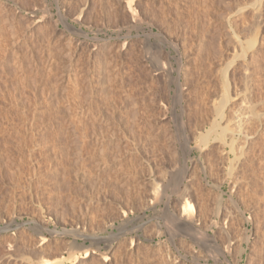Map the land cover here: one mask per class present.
<instances>
[{
	"label": "rangeland",
	"instance_id": "rangeland-1",
	"mask_svg": "<svg viewBox=\"0 0 264 264\" xmlns=\"http://www.w3.org/2000/svg\"><path fill=\"white\" fill-rule=\"evenodd\" d=\"M87 247L81 264H264V0H0V264Z\"/></svg>",
	"mask_w": 264,
	"mask_h": 264
},
{
	"label": "bare ground",
	"instance_id": "bare-ground-1",
	"mask_svg": "<svg viewBox=\"0 0 264 264\" xmlns=\"http://www.w3.org/2000/svg\"><path fill=\"white\" fill-rule=\"evenodd\" d=\"M261 2V1H260ZM261 4V3H260ZM262 5V4H261ZM260 8H261V6H259ZM258 12H259V10H258ZM257 12V13H258ZM136 14H137V12H135V11H130V17H131V19L133 20V21H135V19H136ZM260 15V14H259ZM137 22V21H136ZM78 33V32H77ZM79 34V33H78ZM80 35V34H79ZM255 35V34H254ZM251 36V38L247 41V45L245 46V48H244V50H243V52H244V55H246L245 53H246V51H247V49L250 47H253L254 45H256L255 43H256V37L255 36ZM149 37V36H148ZM257 38H258V36H257ZM168 41V40H167ZM86 42V41H85ZM93 47V46H92ZM249 48V49H250ZM239 55V54H238ZM182 60V59H181ZM104 62V61H103ZM108 62V61H107ZM180 62V61H179ZM109 64L108 65H110V66H106V67H111V64H110V62H108ZM183 63V62H182ZM104 64V63H103ZM106 64V63H105ZM180 65H181V63H180ZM180 65H179V67H180ZM183 65V64H182ZM184 66V65H183ZM182 66V67H183ZM104 67H105V65H104ZM104 69V68H103ZM180 69V68H179ZM184 70V69H183ZM182 71V70H181ZM185 71V70H184ZM227 72L228 71H226L225 73H224V75H223V77H224V81L227 83V81H228V76H227ZM183 73V72H182ZM109 78V77H108ZM107 78V79H108ZM179 88V87H178ZM180 92H182V90L180 89ZM226 94H227V96L229 97V92L228 91H226L225 92ZM180 95H182L181 93H180ZM179 97V96H178ZM177 98V97H176ZM215 108H216V111L218 112V114H222L223 112H222V106H221V104H217L216 106H215ZM232 126V125H231ZM236 126V125H235ZM237 128L239 129V130H241L242 128H241V125H238L237 126ZM222 129L224 130V131H230L231 132V134H232V137H231V144H230V150L232 151V152H234L235 154H234V157H236V164L237 165H239L238 167L240 168V166H242L243 167V165L244 164H246V161L248 160V153L249 152H247V148L245 147L246 146V144L245 145H243V146H238L239 145V143H236V140L234 139V132H235V130H236V128L234 129H231L230 128V125L228 124V125H226V126H222ZM237 129V130H238ZM244 129V128H243ZM242 131V130H241ZM240 131V132H241ZM225 133H222L221 134V136L219 137V136H217V138H220V140H222V142L224 141L225 142V137H226V135H224ZM212 134L209 132L208 134H204V135H202V137H201V139H202V142H204V144H205V142H206V144L208 143L207 141L209 140V138H210V136H211ZM201 139H200V141H201ZM201 143V142H200ZM199 143V144H200ZM244 144V143H243ZM236 155V156H235ZM245 157V158H244ZM235 159V158H234ZM233 159V160H234ZM232 161V160H231ZM249 161V160H248ZM233 163V162H232ZM249 163V162H248ZM235 164V163H234ZM233 164H231V168H235V166H232ZM246 166H247V164H246ZM229 167V166H228ZM244 167H245V165H244ZM243 167V168H244ZM101 168V172H103L105 169L107 170L108 169V167H106V166H104V167H100ZM185 168V167H184ZM236 168H237V166H236ZM230 170V169H229ZM234 170V169H233ZM232 170V171H233ZM238 171V170H237ZM237 171H235V172H237ZM101 172H100V174H101ZM240 172V171H239ZM238 172V173H239ZM186 173V171H184V174ZM238 173H236L237 175H239ZM187 174V173H186ZM230 175H231V173H230ZM235 175V174H234ZM232 176V175H231ZM236 176V175H235ZM234 176V177H235ZM241 176V175H240ZM237 177V176H236ZM183 179V178H182ZM240 179V178H239ZM239 179H238V181H237V179H236V181L237 182H239ZM236 182V183H237ZM234 183H235V181H234ZM241 184V183H240ZM239 184V185H240ZM180 185V184H179ZM231 185H233V184H231ZM236 184H234L233 186L234 187H236L235 186ZM238 186V185H237ZM178 187H180V186H178ZM187 188V187H186ZM233 189V188H232ZM178 190H180L179 188H178ZM181 191H182V189H181ZM162 192V191H161ZM160 192V193H161ZM178 192V191H177ZM180 192V191H179ZM190 193H189V191L188 190H186V191H184L183 192V195H182V197L183 198H181V199H185L186 201H185V203H184V205L182 206V214L180 215L181 216V218H177V220L178 219H180L179 221H178V223H180L181 224V222L182 223H184L186 226V228L188 227L189 228V230H191V229H195V228H193V221H194V219H195V208L196 207H194V204L192 203V199L190 200L187 196L189 195ZM191 195V194H190ZM201 203V202H200ZM202 204V203H201ZM200 204V205H201ZM219 204H221V203H219ZM218 204V205H219ZM203 205V204H202ZM204 206V205H203ZM202 207V206H201ZM205 207V206H204ZM204 207L202 208V210L204 209ZM197 208L200 210V207H198L197 206ZM196 208V209H197ZM219 207H217L216 208V212H217V209H218ZM238 208H239V206H238ZM206 209V208H205ZM220 209V208H219ZM198 210V215H199V211ZM239 210H240V208H239ZM218 211H220V210H218ZM202 212H204V210L202 211ZM241 212V211H240ZM219 212H217V214H218ZM243 213V212H242ZM180 214V213H179ZM167 215V214H166ZM244 215V214H243ZM125 216V215H124ZM171 216V215H170ZM179 216V215H178ZM179 216V217H180ZM200 216V215H199ZM201 216H202V214H201ZM165 217V216H164ZM168 217L169 216H167V217H165V218H167L168 219ZM176 217V216H175ZM196 217H198V216H196ZM199 218V217H198ZM197 218V219H198ZM176 220V221H177ZM198 220H200V219H198ZM225 220V219H224ZM172 222L173 223V219H168V221H166V224L168 223V222ZM201 221V220H200ZM196 222V221H195ZM199 222V221H198ZM217 222V221H216ZM220 222V221H219ZM225 222V221H224ZM172 223H170V224H172ZM199 223H201V222H199ZM169 224V223H168ZM167 224V225H168ZM169 224V225H170ZM174 224V223H173ZM172 224V225H173ZM227 224V223H226ZM195 225V224H194ZM43 227V226H42ZM170 227V226H169ZM169 227H166L167 229L169 228ZM175 227V226H174ZM184 227V228H185ZM201 227V226H200ZM172 228V227H171ZM185 228V229H186ZM165 229V228H164ZM170 229V228H169ZM177 229V228H176ZM179 230V229H178ZM180 230H184V229H180ZM196 230H198V229H196ZM196 230H194V231H196ZM192 231V230H191ZM190 231V232H191ZM169 232V231H168ZM180 232H183V231H180ZM196 232H198L199 233V230L198 231H196ZM201 232V231H200ZM72 233V232H71ZM74 233V232H73ZM175 233V232H174ZM189 233V232H188ZM192 233H195V232H193L192 231ZM198 233H196V234H198ZM74 234H76V233H74ZM82 234V233H81ZM81 234L79 235L78 233H77V235H78V237L80 236L81 237ZM184 234V233H183ZM204 234H207V233H204ZM203 234V232H202V236L204 235ZM40 235H41V238H40V240L42 241V242H40V243H44L45 242V237H42V233H40ZM174 235V234H173ZM189 235V234H188ZM250 235V234H249ZM72 236L74 237V235L72 234ZM91 236V235H90ZM94 236V235H93ZM92 236V237H93ZM171 236V235H170ZM177 236L178 237H180L178 234H177ZM176 236V237H177ZM185 236H186V234H185ZM190 236V235H189ZM188 236V237H189ZM195 236H197V235H195ZM199 236H201V233H200V235L198 234V236H197V238L199 237ZM72 237V238H73ZM76 237V236H75ZM82 237H84V236H82ZM87 237V236H86ZM92 237H90V238H92ZM190 237H192V236H190ZM204 237V236H203ZM206 237H209V236H205V238ZM88 238V237H87ZM94 238H95V236H94ZM100 238V237H99ZM187 238V237H186ZM185 238V239H186ZM195 238V237H194ZM205 238H203L204 240H205ZM209 238H212L211 236L209 237ZM78 239V238H77ZM98 238L96 237V240H97ZM106 239V238H105ZM202 239V238H201ZM207 239V238H206ZM246 239H247V236H246ZM95 240V241H96ZM100 239H98V241H99ZM133 240V239H132ZM136 240V239H135ZM181 240H183V239H181ZM188 240V239H187ZM190 240V239H189ZM248 240V239H247ZM69 241V240H68ZM67 241V242H68ZM73 241V240H72ZM72 241H70V243L72 242ZM75 241H76V238H75ZM75 241H73V244L75 243ZM92 241H93V239H92ZM137 241V240H136ZM199 241H203V240H199ZM207 240H205V241H203V242H206ZM97 242V241H96ZM110 242V241H109ZM112 242V241H111ZM110 242V243H111ZM133 242V241H132ZM138 242V241H137ZM188 242H190V241H188ZM211 241H209V243H210ZM212 242H214V241H212ZM211 242V243H212ZM247 242V241H246ZM99 243V242H98ZM135 244V243H134ZM138 244H140V243H138ZM206 244V243H205ZM96 245H98L97 243H96ZM193 245V244H192ZM15 246H17V245H15ZM15 246H13L11 243H10V245H9V247H8V249L6 248V250L7 251H5L4 253L6 254V255H8L9 257L10 256H13V255H15L14 254V251L16 250V249H14V247ZM72 246V245H71ZM136 246H137V243H136ZM84 247V246H83ZM95 247V246H94ZM97 247V246H96ZM95 247V248H96ZM192 247V246H191ZM200 247H202V246H200ZM85 248V247H84ZM91 248V247H90ZM207 249H210V248H207ZM206 249V250H207ZM214 249V248H213ZM84 250V249H83ZM108 250H109V248H108ZM211 251H213L212 249H210ZM209 250V251H210ZM17 251V250H16ZM74 251V250H73ZM215 251V250H214ZM213 251V252H214ZM61 253H62V251H60ZM72 252V251H71ZM95 252V250L94 251H90L89 249H88V247H87V250L85 251V255H82V259H78L79 260V262H80V264L82 263V261H84L85 259H88V258H91V257H94L93 256V253ZM98 252V251H97ZM208 252V251H207ZM217 252V251H216ZM61 253H58L57 254V256H55V259L53 260V259H51V260H49V259H46L45 260V262L43 263V264H64V263H62V260L65 258V257H59L60 255H61ZM101 253V252H100ZM103 255H95V261H98V263L99 264H109L111 261V259H110V256H109V253H102ZM72 255V254H71ZM71 255H69V256H71ZM170 255H174L173 253L171 254V251H170ZM198 255V254H197ZM196 255V256H197ZM217 255V254H216ZM3 256H4V254H3ZM16 256V255H15ZM62 256V255H61ZM64 256V255H63ZM69 256H68V258H69ZM78 256V255H77ZM76 256V257H77ZM166 256H168V254H166ZM99 257V258H98ZM171 258H172V256H170ZM170 258V259H171ZM198 258H200V257H198ZM198 258H197V260H198ZM66 259H67V257H66ZM98 259V260H97ZM173 259H175V256H174V258ZM172 259V260H173ZM42 260H44V259H42ZM76 260V259H75ZM89 260V259H88ZM94 260H92L91 262H93ZM174 261V260H173ZM176 261V262H175ZM173 263L175 264V263H179V261L180 260H175ZM194 261V260H193ZM75 261H73V263H74ZM91 262H88V264L89 263H91ZM196 262V261H195ZM86 263V262H85ZM94 263H96L97 264V262H94ZM172 263V264H173ZM42 264V263H41ZM77 264H79V263H77ZM83 264H84V262H83ZM87 264V263H86ZM92 264V263H91ZM179 264H181V262L179 263ZM183 264V263H182Z\"/></svg>",
	"mask_w": 264,
	"mask_h": 264
}]
</instances>
